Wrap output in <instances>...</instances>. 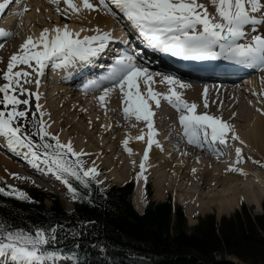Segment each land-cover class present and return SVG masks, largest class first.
Returning a JSON list of instances; mask_svg holds the SVG:
<instances>
[{"label": "snow or ice", "instance_id": "obj_1", "mask_svg": "<svg viewBox=\"0 0 264 264\" xmlns=\"http://www.w3.org/2000/svg\"><path fill=\"white\" fill-rule=\"evenodd\" d=\"M212 2L216 5V14L213 15L208 13L207 5L202 0H99V4L93 3L92 0H82V4L79 5L76 0H65L64 11L67 15V6H70L75 12H80L83 8L91 10L100 7L110 12L113 10L112 6H115L119 9L118 15L122 14L130 22L145 43L160 52L197 60L210 57L225 58L264 68V34L252 35L250 40L247 39V27L250 22L264 23V0H212ZM6 3L8 0H0V11L5 8ZM53 3L57 5V11H61L60 0H53ZM81 32H84L83 28L75 30L67 24L63 26L57 24L52 29L47 27L42 29L38 37L28 35L20 44L21 51L11 54L7 70L2 72L6 82L0 83V93H2L0 103L4 105L0 108V137L5 138L7 145L14 150L26 149L25 158L32 165L38 167L39 162L43 161L44 170L54 173L66 184L73 199L80 197L78 189L70 182V177L87 186L89 178L95 179L99 169L94 163L91 167H84L82 157L85 153L83 149L76 151L73 148L71 138L64 143L59 139L58 134L48 131L47 122L43 119V111H40L39 117L32 121L36 135L40 139L34 140L31 134L23 131L24 125L17 121L20 118L27 120L28 108L18 106L21 103L29 105V98L34 94L36 108L41 109L40 93L38 91L33 93V90L24 87V83L29 82L28 78L32 73L24 68L15 71L13 69L17 64H30L36 73L42 75L49 62L63 66L75 63L77 60L90 61L92 57L101 54L110 41L120 39L114 36L112 29L101 30L99 26H96L92 34L81 35ZM11 34V30L0 27V36ZM240 38H244L246 42L240 43ZM38 44L42 47L38 48ZM125 44L127 45V41ZM2 47L3 43H0V48ZM140 52L141 50L134 46L131 48L126 46L121 50L104 75L110 87L103 89L99 99L104 101L106 94L119 87L120 92L124 93L125 117L131 118L134 115L137 119L147 121L149 147L153 144L154 134L158 131L154 126L155 110L150 106L149 101L154 100L159 106L161 96H165L180 110L179 120L190 142L201 147L205 146L203 140L210 139L223 143L229 139V133L232 138L239 139L233 126L219 115L210 114L208 111L197 112L196 102L185 99L183 93L174 86L175 84L181 87L190 85L174 74H160L161 82L166 81L173 86L169 92L160 93L149 86L146 93L142 94L138 86V78L143 77V82L150 85L155 73H151L148 67L138 63L137 56ZM32 61L35 63H31ZM39 75L32 81L36 85L41 83ZM89 85L95 87V81H90ZM21 93H28L29 98L21 99ZM204 95V105L207 108V86L204 88ZM32 115L36 117V113ZM144 135L142 131L137 138L143 139ZM123 144L127 151H133L128 146V137L124 139ZM149 147L144 150L137 176L144 174ZM235 151L239 160L242 149L237 146ZM234 167L233 164L229 165V168ZM12 175L19 177L18 173ZM145 179H147L146 175ZM96 183L99 181L97 180ZM8 189L0 186V192L6 195L33 199L15 185H8ZM59 227L58 224H52L37 225L30 230L14 228L0 219V256L5 258L2 264H10V261H15L17 264H49V262L56 264V259L64 253L48 245L55 239Z\"/></svg>", "mask_w": 264, "mask_h": 264}, {"label": "bare ground", "instance_id": "obj_2", "mask_svg": "<svg viewBox=\"0 0 264 264\" xmlns=\"http://www.w3.org/2000/svg\"><path fill=\"white\" fill-rule=\"evenodd\" d=\"M61 1L65 2V0H61ZM92 2L99 4V0H92ZM202 2L204 3L205 1L202 0ZM76 3L78 5L82 4V0H76ZM204 4H207L208 13L210 12L212 13L214 9H216L214 6L210 5L209 3H204ZM67 7L72 13L71 15L73 20L71 22L63 21L62 24L59 25L63 26L64 24H67L70 28L75 30H79L83 28L84 32H81V35L92 34L95 31L96 26H99L101 30L112 29L113 34L118 36H120L121 33L125 32V29L120 27L119 24L117 25L116 23L115 18H117L119 22V18H118L119 15H117V11L115 10V8H112L113 10L110 12L105 11L102 7L94 8L91 10H88L87 8H83L80 12H75L74 10L71 9L70 6ZM9 11L6 8L4 10V13L5 12L6 13L5 16L3 17H2L3 13H1L2 11L0 12L1 15L0 25L2 24V18L6 19L7 13ZM74 18L76 19L75 21ZM80 19H84L88 27H83L81 25L83 23L80 24L79 22ZM123 22L126 23L125 27L127 28L128 31H130L131 29L130 24L127 21H123ZM46 25L47 24H45V26ZM54 25H57V22L49 23L46 27L52 29ZM46 27H43V29ZM5 29H8V27L6 26ZM258 29H260V27ZM41 31L42 29L33 30L32 34H28V35H32L33 37H38ZM130 35L131 34H128V40L131 39V41H135L136 42L135 44L139 45L138 46L139 48L140 47L142 48L144 46L149 47V45L144 42V39H142L139 33L132 36V38H129ZM16 36H17L16 34L13 36V32L10 35L11 39L10 42H8V44L14 46L12 47L13 49L11 50V53L21 51L20 45L19 47L16 46L15 43L17 39ZM247 37H250V33L247 34ZM6 38H9V36L2 37V40H5ZM37 47L40 48L42 47V45L38 44ZM72 66H74V64ZM147 66L150 69V72L155 73V75L153 76V81L150 83V85L145 84L143 82V77L138 78V82H139L138 86L141 90V93L142 94L146 93V90L149 86H151L160 93L169 92L173 86L169 85L166 81L161 82L162 77L160 74L162 73L165 75H169L170 73H168L167 70L163 69L164 68L163 65L158 64L156 62H153L152 64H147ZM87 67L89 66L86 64L81 69H85ZM70 68L71 69L68 70V73L75 74L78 72V70L75 71L74 67H70ZM249 69L253 70L254 67L249 66ZM176 70H177L176 73L179 76H184V77L191 76L189 73H187L188 71L186 70L185 71H180L179 69ZM65 71H67V69ZM57 75H58V71L53 72V78L54 77L56 78ZM65 75L67 74H63V76ZM254 75L255 74L252 73L250 75L244 76L243 79H245L246 87H238L235 85L234 81H229L230 79L225 81L224 79H226V77H224L223 75L215 76L214 80H210L209 78L212 77L211 75H208L209 77H206L207 79L205 80H201L202 82H197V81L188 82L184 80L188 85H190L189 87H181L179 84L174 85L177 88V90L183 93V97L185 99H187L190 102L191 101L196 102L197 112L208 111L210 114L219 115L222 119L228 121L229 124L233 126L235 132L239 136V139L232 138L231 134L229 133V139L226 142H223L225 145L224 149L226 151L220 150V152L218 151V153H215L214 150L209 149L206 146L201 147L196 143L190 142L187 136L184 134L183 127L179 120L180 112L178 113V111L180 110L170 108L167 105L169 103L167 98L165 96H161L159 106L156 105L154 100L149 101L150 106L155 110L154 126L158 129V131L154 134L153 137L154 142L150 147L148 146L147 143L149 138L147 135L149 131V129L147 128V121H144L142 119H137L133 115L131 116V118H129L132 122L134 121L135 124V125L132 124V126H134L133 131L131 132L125 131L126 133L124 136H120V135L116 136L114 121H112L113 123H111L110 122L111 120L109 121L105 120L104 123H101L100 119L96 117H92L90 115V118L93 119L92 120L93 125H97L98 130H100L103 134L110 131L111 137L112 138L114 137V139L112 138H111L112 140L110 139L113 142V144L111 145L103 141L101 142L102 139H99V141L101 142L100 143L101 146L98 147L103 148L100 149L101 151L99 150V152L102 155L103 152H105V154L104 156L100 154L93 163L95 165H99L102 162H105L106 165L109 167L110 175L113 176L115 180L124 179L129 175H131L132 173L135 175L137 180L136 182L137 185L134 195V204L137 209H141L145 202L143 199L144 186L146 180L145 175L147 176V174L151 173L157 166H160V169L165 168L173 172L172 175L173 179L171 181H168L170 180L169 179L170 176L168 174L165 175L169 177L166 179L165 177L163 178L162 176L158 175L157 184L159 186V191L161 192L162 190H165L167 188L170 189L173 188L178 190L180 188L179 185L180 183L178 179L187 178L189 176L190 179L192 180V186L190 187V189L180 194L178 199V201L185 206L186 214L189 216H191L195 210H203L211 206H214L216 208V212H217L216 215L220 216L222 212H225L233 208L234 206H237L240 200H243L244 202L252 203L256 207H259L261 196L264 194V171H263L264 169H261L264 168L263 167L264 159H262L263 161H261L260 158V157H264V111H262V109H264V99L263 102H261L260 99L253 98L254 100L253 103L252 101H250L245 97L243 92H239L240 88H244V90L246 91H248L250 88L249 91L252 94L253 93L259 94L258 92L264 91V71L263 72L260 71L258 75L255 76ZM179 79L181 78L179 77ZM57 81H59L58 78ZM207 81H211V82H207ZM98 84L101 83L98 82ZM103 84L104 83H102V85ZM205 86H207V100H208L207 108H205L204 105ZM53 89H55V93H53L51 97H47L45 96V94L43 95L42 93L44 91L40 92V98L41 101L44 102V106L47 105L49 100L52 99L51 105L49 103V105L46 108L48 112H53L56 111L57 109H60L61 111L63 106H65L68 103V105H70L71 107L74 104V106L72 107L73 111L77 112L80 116L86 113V107L88 106L85 105L84 103H81V100L79 102L78 101L73 102L74 99L70 94V91H68L64 86L58 84ZM101 92L102 91L98 92L96 96L93 97L96 99V101H100L99 97L101 95ZM56 94L63 98L61 101L62 105H58L60 107L57 106V103L52 106V104L55 103L54 102L55 100L53 99H54V95ZM114 94L115 91H111L105 96V105H107V107L109 106L111 100L113 102L112 105L110 104V109H108L109 111L108 114L113 112L112 106L116 107V109L118 108L117 103L115 101L116 98L115 99L113 98ZM77 100H79V97L77 98ZM123 104L125 106V102ZM185 111H187V109H185ZM63 121L66 122V120ZM69 122L70 120L67 123ZM76 129H79L80 132L81 130H84L83 128L79 127V125L76 126ZM142 131L145 133L144 138L138 139L137 137H139ZM170 134L172 136H167ZM86 136L87 134L83 132L82 134H80L79 138L83 142L82 144H80V146L91 145L92 149L95 148L94 146H92V144H90L91 143L90 139L86 138ZM116 137L118 138V142H119L118 145L121 146L122 155L130 153L129 151L126 150L123 144L124 139L128 137V146L133 150L131 152L132 158L127 159L128 158L127 157V158L118 159L113 155H109V154L107 155V152L113 151L114 144L115 142L117 143ZM80 139H78V143L81 142ZM85 139L88 141V143L84 142ZM60 140L63 141L64 137L63 136L62 138L60 137ZM181 140H183V145L177 144ZM241 141H243V143ZM2 144L5 146V144L7 143L5 138L0 137V145ZM237 146H239L242 149L241 158L239 160H237V155L235 151V148ZM146 147H149V156H148V160L146 161V168L144 174L137 176V173L140 172L139 163L140 160L143 158V153ZM75 150L79 151V149L77 148ZM87 150L88 148H85L83 151H87ZM95 150H97V146ZM201 150H205L204 152H206L207 154H203ZM24 151H26V149H23L22 151L21 150L18 151L16 149V152L20 154L21 158H24L27 161L28 165L30 164L29 166L38 168L37 166L32 165L29 162V160L25 158ZM201 154H203V156H201ZM215 154H219L220 157L216 158L214 156ZM176 156H179L180 158L178 160H175L174 157ZM192 157H196L198 161L195 163L192 160ZM190 160H192V162ZM133 161H135V163H133ZM9 163H7L8 165L0 163V166L4 171H7L8 173L12 174L13 172L10 170L11 166H9L11 164ZM93 163H91V166L93 165ZM230 164L235 165V167L229 168ZM119 165L124 167L120 169ZM39 167H41L40 172L42 173L46 172L43 169L44 167L43 162L39 163ZM87 167L85 166V168ZM193 169H195V171H193ZM237 169H243L244 171L241 172L238 171ZM219 185L221 186V189H217V186ZM206 187H211V189L205 190Z\"/></svg>", "mask_w": 264, "mask_h": 264}, {"label": "trees", "instance_id": "obj_3", "mask_svg": "<svg viewBox=\"0 0 264 264\" xmlns=\"http://www.w3.org/2000/svg\"><path fill=\"white\" fill-rule=\"evenodd\" d=\"M70 182L80 197L73 211L30 187L23 190L31 200L0 192V219L29 230L60 225L48 247L78 251L86 256L80 264H264V212L252 215L244 207L219 221L208 215L188 228L183 209L177 205L172 212L170 199L150 203L138 214L130 183L104 188L90 180L87 186L71 177ZM45 196L53 200L50 206ZM262 206L264 211V199Z\"/></svg>", "mask_w": 264, "mask_h": 264}, {"label": "rangeland", "instance_id": "obj_4", "mask_svg": "<svg viewBox=\"0 0 264 264\" xmlns=\"http://www.w3.org/2000/svg\"><path fill=\"white\" fill-rule=\"evenodd\" d=\"M203 1H205L204 3H209L210 5H212L216 8V5L212 2V0H203ZM12 3H13V8L11 7V12H9L8 17L6 18L3 25H1V26H2V28H5L7 26L10 28V30L15 28L16 32L11 31V33L13 32V36L15 34L17 35L16 36L17 39L15 41V43H17L16 46L23 43V41L26 39L27 35L32 34L33 30L43 29L42 28L43 26L46 27L49 23H52V22L53 23L57 22V24H62L63 21L71 22L73 20L72 15H71L72 13L69 10V8H68L67 15H65L64 10H65L66 5H65V2H63L61 0H60V8H62L61 11H57V5L55 3H53V0H46V1L45 0H21V3L18 4L17 9H14L15 8L14 5L18 2H16V0H14V2H12ZM18 10H20V11H18ZM13 11H16V12L13 13ZM209 14L210 15L216 14V9H214V11L212 13L210 12ZM44 20H48V21H44ZM75 20L76 19L74 18V21ZM79 22H80V24L83 23V24H81L83 27H88V25L86 24L84 19H80ZM45 24H47V25L45 26ZM90 28H92V27H90ZM261 29L262 28H260V30ZM247 31H249L248 28H247ZM262 32H264V28L262 29ZM1 37L2 36H0V43H2ZM10 39H11V37L9 36L8 41L5 42L3 40L5 42V44L2 47V49H0V83L6 82L5 78L2 75V72L7 70L8 58L11 57V54H12L11 50L13 49L12 47H14L13 45L8 44V42H10ZM31 63L34 64L35 61H32ZM20 68H24L28 72L32 73V76L28 78L29 82L24 83V87L33 90V93L35 91H38L40 93V84L36 85L34 82H32L36 79V76L39 75L38 73H36L35 69L32 68L30 66V64L21 63V64L15 65L13 70L15 71V70L20 69ZM41 76L42 75H39V79ZM22 83H23V81H22ZM237 85H238V87H241V86L246 87L245 83H242V82H239ZM53 88L54 87L48 88V89L44 88L45 93L43 92L42 94L43 95L45 94V96H47V97H51L53 95V93H55V89H53ZM249 90H250V88H249ZM249 90L246 91V90H244V88H240L239 92H243L245 97L247 99H249L250 101H252L253 103H254L253 98L260 99L261 102H263L264 91L258 92L259 94H254V93L252 94V93H250ZM73 92L75 93V94H72L73 99H74L73 102L74 101L77 102L78 96H81V93H84L83 90H78V91L74 90ZM20 95H21V99L29 98L28 93H21ZM0 97H2V93H0ZM62 99L63 98L58 96L57 94L54 95L53 100H55L54 101L55 103H53L52 106L56 103H57V106L62 105V102H61ZM51 100H49L47 105H49V103L51 105ZM79 100L82 101L81 103H84L85 105L88 106V107H86L87 112L82 114L81 116L77 112L73 111L72 107L74 106V104L71 107L70 105H68V103L65 106H63L61 111H60V109H57L56 110L57 112L53 111V112H49V114H47L44 110L45 109L44 105H43L44 102L40 100V96H39V103L41 105V109L36 108V97L34 94L31 95V97L29 98V105H24L21 103L18 107L19 108L27 107L28 108V114L35 111L39 115L40 111H43L44 112L43 119H44V121L47 122L48 130L51 131L52 133L58 134L59 139H60V137L62 138V136H63L64 140L63 141L61 140L62 142L67 143L69 138L72 137L71 141L73 143L72 145H73L74 149H76V148H78V149L88 148L87 151H84L85 154L83 155L82 159L84 161V165H86V167L87 166L89 167V166H91V163H93L97 159V157L101 154L95 150L96 146H97V149L99 150L98 146H101L100 143L102 141L111 145V144H113V142L111 140L114 139V137L113 138L111 137L110 131L103 134L100 130H98V126L93 125V123H92L93 119L90 118V115L92 117H97V118L101 119V123L105 119L111 120L110 121L111 123H113L112 121H114V124H117L119 121L120 126L118 124H117V126L115 125V128H117L115 133L119 134L121 136H124V134L128 131H133L134 126H130V123H128L127 120L128 121H131V120L126 118L125 116H124L125 117V122H124V118L118 117V115L115 111L108 114L107 110L110 109V103H109L108 107H107V105H105L106 109L104 110V107L102 105L96 104L94 99L88 100V98L85 97V98H79ZM3 107H4V105L2 103H0V108H3ZM8 107H11V105H8ZM58 107H60V106H58ZM106 113H107V115L104 116V114H106ZM63 120H66V122H64ZM67 120L68 121L70 120V122L67 123L68 122ZM20 121H22L21 118L17 122L19 123ZM55 124H56V126H55ZM76 124L79 125V127L83 128L84 130H81V132H80L79 129H76V126H77ZM132 124L135 125L134 121L132 122ZM87 126H88V128H87ZM87 131H89L90 133ZM82 132L87 134L86 138H89L90 142H91L90 144H92V146L95 147V148H93L94 151H91L92 150L91 145H81L80 146V144L83 143L82 140L79 138L80 134H82ZM167 136H172V135L170 134ZM78 139L81 140L80 143H78ZM99 139H102L101 142L99 141ZM108 140H110V141H108ZM84 142L88 143V141L86 139L84 140ZM177 144L183 145V140L179 141V143H177ZM1 146H4V145L3 144L0 145V163L1 164H7L10 162L9 163V164H11V165H9V166H11L10 170L13 173L17 172L19 174V177L13 176L12 174L8 173L7 171H4L2 169V167L0 166V179L5 178L6 183L9 185H15V186H23V185L28 186V185H32V184L36 185L43 190L54 193V195L57 194L56 196L62 201V203L68 209L73 207L74 204H73L72 194H70L67 185L64 184L60 179H58L54 173L47 171V173L49 175L44 177V173L38 174V173L32 172L28 169H24L21 166V162L16 160L15 158L9 156L6 153L5 149L2 148ZM5 146L9 147L7 144H5ZM118 146H119L118 143L115 142L113 151L107 152V155L109 154V155H113L115 157H118V155H120V153L118 152ZM9 148H11V147H9ZM119 148L121 151V146H119ZM100 149H103V148L100 147ZM12 150L14 152H16V150H14V149H12ZM17 150L22 151L23 149H20V150L17 149ZM201 151L203 154H207L206 152H204L205 150H201ZM104 154H105V152H103V155L102 154L101 155L104 156ZM116 154H118V155H116ZM203 154H201V156H203ZM195 156H196V154H195ZM120 158H118V159H120ZM179 158H180L179 156H176L175 160H178ZM260 158H261V161H263L262 159H264V157H260ZM192 160L195 163L198 161L196 159V157H192ZM192 160H190V161L192 162ZM95 166L99 169V171L96 173L97 178L99 180H105L106 183L107 182L122 183L123 181L129 179V177H130L129 176V177L124 178L125 180L124 179L115 180L113 178V176L110 175L109 167L106 165L105 162H102L101 164L95 165ZM119 167H120V169H122L124 166L119 165ZM263 167H264V165H263ZM44 169H45V166H44ZM261 169H264V168H261ZM166 174H168L170 176V178L168 176H165ZM158 175L162 176L163 178L165 177V179L169 178L170 180H168V181H171L173 179V177H172L173 172L168 170V169H165V168L160 169V166H157L151 173L147 174L148 177L153 176V178H151V180L153 182L149 181L150 184L148 185V187L152 186V189H153L151 199L155 200V201H161L169 194L172 196V198L176 202V204H180L178 202L179 195L184 193L186 190L190 189V187L192 186V180L190 179V177L188 176L187 178L178 179L179 183H180L179 184L180 188L178 190L173 189V188H171V189L167 188L165 190H162V192H161V191H159V186L157 184ZM24 177H27V179H25ZM130 178H133V177H130ZM145 182H146V180H145ZM144 187H146V186H144ZM208 189L210 190L211 187L205 188V190H208ZM217 189H221V186L220 185L217 186ZM263 199H264V194L261 196L259 207H256L252 203L244 202L245 208H246L245 210H247V212L251 213L252 215L260 214V212L263 211V206H262ZM46 202L48 204L51 203L50 200H46ZM238 205H239V203H238ZM184 210H185V208H184ZM241 210H243V208H240V206H236V207L234 206L233 208H231L225 212H222L220 214V216H218V215H216L217 214L216 208L214 206H211L207 209L197 210V211L195 210L193 212V215H191V216L186 215V210L184 211V214L188 217L187 224L189 225L188 228H190L193 225L200 223L201 218L199 219V217H203L206 214H209L210 212H213L215 214L216 218L220 219L223 215L229 216V214H232L234 212H239ZM189 230H191V229H189ZM225 255H226V257L233 259L237 262H242V260H240L238 258V256H236L235 254H225Z\"/></svg>", "mask_w": 264, "mask_h": 264}]
</instances>
